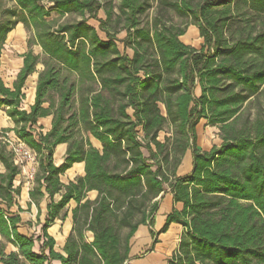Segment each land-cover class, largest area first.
<instances>
[{"label": "trees", "instance_id": "16d2710c", "mask_svg": "<svg viewBox=\"0 0 264 264\" xmlns=\"http://www.w3.org/2000/svg\"><path fill=\"white\" fill-rule=\"evenodd\" d=\"M8 2L0 5V58L18 24L29 34L27 46H39L42 56L31 50L20 56L12 88L0 77V108L6 109L15 138L36 155L30 197L41 199L44 189L50 202L39 235H20L19 214L11 212L14 207L22 211L21 187L13 184L20 169L1 140L9 130H1L0 264H125L129 239L138 225L152 228L154 200L166 193L182 210L167 216L159 234L172 223L183 229L167 264H264V122L237 128L245 106L264 90V0H117L116 5L110 0L108 8L102 0ZM153 5L157 14L173 11L189 19L203 40L201 49L184 45L179 37L185 28L162 17L144 26L142 17ZM100 10L105 20H97ZM53 13L58 18H51ZM90 19L99 22L104 40L87 24ZM121 31L120 42L132 50V58L117 48ZM39 64L34 102L26 111L25 82ZM49 116L50 131L36 133L38 120ZM202 119L219 127L222 140L209 152L197 148L195 128ZM165 125L172 134L161 144L157 137ZM138 128L155 146V153L144 146L151 164L140 152ZM90 138L101 144V153ZM60 144L67 145L66 157L56 167L53 149ZM187 150L192 171L177 177ZM80 162L84 177L63 186L59 176ZM89 191H96L97 199L74 209L80 222L66 240L65 255L56 253L47 229L70 201L79 203ZM137 215L140 221L132 224ZM122 227L127 229L123 236ZM86 232L93 236L90 244ZM7 245L16 251L6 253Z\"/></svg>", "mask_w": 264, "mask_h": 264}, {"label": "crops", "instance_id": "0c3cea01", "mask_svg": "<svg viewBox=\"0 0 264 264\" xmlns=\"http://www.w3.org/2000/svg\"><path fill=\"white\" fill-rule=\"evenodd\" d=\"M92 19L88 20L87 24L96 30L98 36L104 40L105 35L103 32H100L99 30V22L97 20H105V12L104 10H100L97 14V20H94L97 22L98 29H96L94 26L90 24V21ZM93 21V20H92ZM192 26H189L185 29V33L183 36L179 37V40L186 46H190L191 48H194L196 50H200L203 45V40L199 37V33L197 28L191 24ZM120 33H123L122 38H118V35ZM117 35L118 42L121 44V49L117 48L120 51V53H125L126 56L129 58H132L133 52L131 49L126 48L124 49L123 44L120 42L125 37V32L121 31ZM29 37V34L25 31L23 26L21 24H18L13 31H11L7 35V39L5 41V45L3 47L1 58H0V77L5 84L7 88H12L13 83L16 80V76L19 72V70L22 67V59L21 57L18 58L16 62V68L13 73H8L9 78H7L4 75V72L7 68V66L3 65V59L7 57V49L8 46L12 47L19 53L20 56L27 53L29 50H31V47L29 48L27 46V39ZM197 44L198 47L195 46V44H192V41ZM34 48H37L38 51H32L35 55L42 56V50L39 46L33 45ZM9 67V66H8ZM43 66L41 64L36 66V71L32 75H30L26 82L24 87V94H25V100L23 101L22 107L24 110L28 111L29 107L34 102L35 97V86L37 81L38 74L42 71ZM29 89L30 96L28 97L26 94V90ZM194 96L198 98L200 96V89L199 87H196L194 89ZM157 107L159 109L160 115L162 117H165V109L164 106L160 103H157ZM6 109L0 108V131L1 130H9L8 134L11 137H15L13 132L11 131L14 127L11 120L6 116L5 113ZM127 115L133 119V111L131 109H128L126 111ZM51 121L52 117H46L39 119L37 122V126L35 127L36 133L46 134L51 129ZM206 130V131H205ZM216 134L214 136V139L212 141H208L206 139L207 133H213ZM137 135L138 140L141 143L140 152L142 154L143 159L147 160L149 164L153 163L154 160L150 158V152H148L144 146L146 144L149 145L152 152L155 153V146L149 142L148 140L144 139L143 132L141 128L137 129ZM195 132L197 135V148L201 152H209L213 147H220L222 144V140L220 137V131L219 127L217 126H210L207 124L206 120H200L195 128ZM172 134V128L169 125H165L164 128L158 133L157 141L159 143H164L166 138H169ZM90 143L93 148H95L99 153H101L102 147L101 144L94 140L93 138H90ZM66 151H67V145L66 144H60L57 145L53 149V164L56 167L61 166L64 163L65 157H66ZM126 159V158H125ZM113 160V159H112ZM30 167L25 168L23 171H20V174L15 178L14 186L21 187L20 196L17 199V204L20 208L21 213L17 212L16 207L11 209V212L14 214H19L21 224L17 227V232L22 236H37L40 233V228L42 224L45 222L46 214H47V205L49 204V198L47 194L45 193L44 189H41V192L43 194V197L39 200H33L30 197V193L33 191V188L35 186V177L38 172V162L34 169V175L32 180H29L27 177L28 172L30 171ZM152 170H155L154 168ZM192 171V155L191 151L187 150L185 154L183 155L180 165L178 166L176 170V176L177 177H184L191 173ZM0 172H3V167L0 164ZM84 177V163H74L71 168H69L67 171H65L62 175L59 176V181L63 186H67L69 183H74L77 178ZM63 194V191H61L59 194H56L53 197V201L56 203L60 200L61 196ZM98 193L96 191H89L85 193V195L82 197L81 201L79 203L75 201H70L68 205L65 207V209L60 212L59 216L54 220L53 224L50 225V227L47 229V235L51 237L54 242V251L58 254L65 255L63 252V248L66 244V240L70 235L74 234L73 229L77 227V224H79V212L76 214V216L73 215V211L76 208H79L81 204H83L85 201H89L93 203L97 199ZM154 201L158 202V208L155 214L152 216L153 226L152 228H149L147 225H138L135 233L133 236L129 239V254H128V260L125 262V264H167L168 259L171 257L172 253L176 250L178 243L180 241L183 229L178 224H170L167 231L163 234H159V231L162 229V227L165 224L166 218L168 215H170L173 210L181 212L182 210V204L181 203H173L172 195L169 193L161 194L158 198H156ZM141 217L140 215H137L133 218L132 224L135 222L140 221ZM122 230H125V234L127 232V229L122 227ZM150 231L155 234V239H153L150 235ZM93 240V236L91 233L86 232L85 233V242L87 244H90ZM154 240L156 243H154ZM0 243H4L3 239L0 236ZM39 245L35 244L34 251L38 252ZM16 250L11 246H6L5 252H15ZM51 264H60L58 261H52Z\"/></svg>", "mask_w": 264, "mask_h": 264}, {"label": "rangeland", "instance_id": "374dc122", "mask_svg": "<svg viewBox=\"0 0 264 264\" xmlns=\"http://www.w3.org/2000/svg\"><path fill=\"white\" fill-rule=\"evenodd\" d=\"M109 1L110 0H102V4L104 5V8H108V2ZM113 4L116 5L117 0H113ZM0 5H2L3 7H6V6H9L10 3L8 2V0H0ZM155 17H162L163 21H165L167 24H170V25H173L176 27H181V28L186 29L187 27L192 26L191 25L192 22L189 19L181 18V17L177 16L173 11H166V12H163L162 14H157L155 5H153V7L147 11L146 15L142 17V24L144 26L150 25ZM51 18L56 19V18H58V16L55 13H53ZM74 18L75 17H71L69 20L73 21ZM61 21H63L62 18H61ZM90 24L92 26H94L96 29H98L97 22H95L94 20L93 21L91 20ZM111 27H112V25H111ZM120 27H121V25H120ZM243 27H244V25L240 24V28H243ZM122 34L123 33H120L118 35V38H122V36H123ZM192 44H195V46L198 47L197 44L194 42V40L192 41ZM117 45L121 49L122 46L119 42H117ZM31 50L32 51H38V49L34 48L33 46H31ZM7 51H8L6 53L7 57H5L2 62H3L4 66H7V68L4 72V75L7 78H9L8 73L14 72V70L16 68V66H15L16 62H17L18 58L20 57V55L17 51H15V49H13L12 47H9V46H8ZM26 91H27L26 94L29 97L30 96L29 89H27ZM245 107L246 108H245L244 115L241 117V119L239 120V122L237 124L238 129H240L244 123H250V126H251L255 122V120H257V119L262 120L264 122V90H263L262 94H260L256 99H253V101L250 104L246 105ZM215 135L216 134L213 132V133H207L205 136H206V139L208 141H212L214 139ZM10 138H12V137L9 136L8 133H6V136L1 137V140L5 143V140L6 139L8 140ZM119 233L121 236H123L125 234V230H120Z\"/></svg>", "mask_w": 264, "mask_h": 264}, {"label": "built area", "instance_id": "2783aa9c", "mask_svg": "<svg viewBox=\"0 0 264 264\" xmlns=\"http://www.w3.org/2000/svg\"><path fill=\"white\" fill-rule=\"evenodd\" d=\"M5 144L7 145L8 150L12 152L14 164L19 167L20 171H23L27 167L31 168L27 177L29 180H32L34 175L33 167L37 164L36 155L15 137L8 140L6 139Z\"/></svg>", "mask_w": 264, "mask_h": 264}]
</instances>
